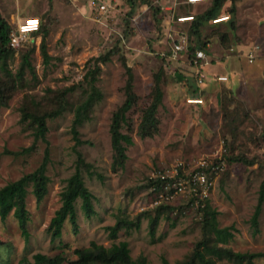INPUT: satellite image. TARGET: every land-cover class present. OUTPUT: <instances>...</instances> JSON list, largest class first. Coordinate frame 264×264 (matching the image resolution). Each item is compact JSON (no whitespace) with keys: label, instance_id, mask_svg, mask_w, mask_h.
Instances as JSON below:
<instances>
[{"label":"rangeland","instance_id":"obj_1","mask_svg":"<svg viewBox=\"0 0 264 264\" xmlns=\"http://www.w3.org/2000/svg\"><path fill=\"white\" fill-rule=\"evenodd\" d=\"M91 1L0 0V13L11 31L27 18H38L41 23L40 32L25 38L9 61L15 72L21 57L29 53L34 76L25 71L22 87L7 107L0 109V188L32 173L45 151L49 153L46 196L37 203L32 187L28 188L29 240H24L12 214L0 220V264H16L22 256L31 258L36 253H63V264H68L76 259L75 249L87 248L91 242L109 247L120 241L128 243L133 259L143 256L152 264L182 261L202 239V215L191 197L178 195L172 209L163 210L151 237L150 220L156 212L147 186L149 178L178 161L203 158L215 163L219 157L225 162L207 202L217 214L219 228L232 227L234 235L221 247L264 254V202L258 231L254 233L250 224L260 191H264V0H236L232 22L217 26L204 23L199 40L190 36V21L177 24L174 20L203 14L208 8L205 3L188 6L184 0H150L159 9L154 16L152 9L138 0H94L96 5H108L104 13ZM231 8L232 4H224L221 16ZM44 33L47 63L40 51ZM181 33L189 35L190 47L205 44L207 49L209 63L204 70L208 76L202 90L196 88L194 69L189 66L190 48L178 60L168 59L172 38ZM253 45L260 51L249 63L243 54ZM110 51L115 53L99 64L96 86L102 98L88 114L81 115L76 129L82 144L76 145L71 125L75 108L88 92L84 75L95 58ZM123 60L133 74L134 103L120 132L133 143L125 146L124 164L119 166L111 147L110 126L114 112L125 100ZM161 70L163 99L156 115L158 131L140 137L138 125L151 102L154 77ZM222 75L227 77L224 82L216 78ZM70 87L74 90L63 93L61 115L46 121L45 140H35L33 125L24 113L42 115L58 109L60 93ZM190 97H200L203 104L190 105ZM77 151L95 173L89 176L83 170L81 174L93 195L96 214L86 218L77 200L76 233L66 221L61 237L52 241L46 228L61 205L60 192L66 179L75 171ZM230 155H245L257 163L230 164ZM117 214L130 219L142 215L140 229L121 230L117 239L111 240L107 227L115 224ZM253 263L264 264V257Z\"/></svg>","mask_w":264,"mask_h":264},{"label":"trees","instance_id":"obj_2","mask_svg":"<svg viewBox=\"0 0 264 264\" xmlns=\"http://www.w3.org/2000/svg\"><path fill=\"white\" fill-rule=\"evenodd\" d=\"M135 1L136 0H134V2ZM138 1L141 5L148 6L150 9H152L154 16L158 15L159 9L153 7V4L150 0ZM235 1L236 0H206L205 5H208L206 11L201 15L195 14L193 16L194 20L190 22V36H195L197 40H199V30L201 26L204 23H211L212 19L221 17L224 12L222 7L227 3H229L230 5L232 4L231 10L227 11L226 13V15H228L229 17V20H231L232 22L235 17V7H233ZM184 4L193 6L188 4L186 0H184ZM10 32V25L0 13V109L3 107H7L9 101L12 99L16 91L22 87L24 83L25 71H28L34 76L33 67L29 60V53H25L21 57L20 65L17 71L13 72L11 70L9 61L13 58L17 49H13L9 45ZM39 32L40 28L37 33L31 35H36ZM46 35L47 33H44L42 35L40 46V51L44 59V63H47L49 59V55L47 53L45 45ZM186 36L189 40V35ZM204 45L205 44H199L197 46L196 44H194L193 47H191L189 50V60H193L195 58V51L197 49H202L207 52V49ZM114 53L115 51H110V53L106 54L105 56L95 58L93 66H91V68H89L84 75V81L88 86V92H86V97L84 98V100L75 108L74 119L71 125V133L76 145L82 144V141H80L78 138V132L76 129L77 125H79V123L81 122V115L83 113L88 114L93 109L94 104L100 101L102 98V93L96 86L101 70L99 64L107 62L109 56ZM122 65L124 66L127 74V81L124 87L125 100L122 105L116 110V112H114L110 126L111 147L115 153V160L117 161V164H119V166H122L124 164V159L126 157L125 146L132 145L133 143L130 136L124 135L120 132L122 125H126V114L134 103L133 74L131 68L126 65L124 60L122 61ZM162 73L163 71L161 70L154 77L151 91V102L145 109L141 121L138 125V134L140 135V137L152 136L158 131V118L156 115L158 107L162 104L163 99V92L159 84ZM202 88H204V83L197 89L202 90ZM73 90L74 87L62 90L58 101V103H60V107L56 110L46 112L42 115L29 114L27 112L24 113V118H29L31 124L33 125V136L35 140H45V135L47 132V119H52L61 115V112L64 110L63 105L65 103L63 93ZM222 159L224 161V158ZM227 161L230 164L240 162L248 166L257 163L255 158H248L245 155H230ZM48 163L49 153L48 150H46L41 164L32 173L24 175L18 180L7 183L0 188V220L4 221L9 214H12L25 241L29 240V232L27 230L29 213L26 209L28 188L29 186L32 187L31 192L34 195L37 203L41 202L44 199L48 192L47 185L49 183V179L46 176V168ZM83 170H85L89 176L95 174L92 171V165L86 163L82 154L77 151L75 171L70 177L66 179L65 186L60 192L61 205L54 212V215L50 219L49 224L46 228V232L50 235L52 241L61 237L62 229L66 221L71 224L74 233H76L78 229L75 206L77 200H80V207L86 218H90L96 214L93 206V195L85 186L82 178L81 173ZM97 177L101 179L100 175H97ZM159 183H161L159 179L151 177L149 178L147 186L151 198L152 195H154V192L150 190L151 186L157 184L156 189H158L160 188ZM174 199L167 204L152 207L154 208L156 214L150 220L149 232L151 237L154 236L159 218L161 214L163 215V210H171L172 202L174 201ZM190 201L192 204L196 205V197H191ZM263 202L264 191L261 190L258 198V203L255 207L250 223L252 229L254 230V233L258 231V217L261 213ZM201 204L202 202H200V205H198V211L202 215V239L196 244L193 253L189 257L182 261H178L175 264H219L218 262L222 261L234 262L237 264H254L253 260L259 257H264V254L262 253H239L221 247L227 245L233 239V228H219L216 218V212L210 207L207 201L203 203V207L201 206ZM141 218L142 215H139L134 219H130L125 215L117 214L115 224L111 227H107L111 240H116L118 237V233L121 230H124L125 232H129L130 230H139ZM73 254L76 256V259L69 261L68 264H152L148 262L147 259L143 256L133 259L130 255V249L126 241L112 243L109 247H104L103 245L91 242L89 247L75 249ZM63 262V253L55 254L53 256L36 253L32 255L31 258L22 256L16 262V264H63ZM162 264H168V262L166 260H163Z\"/></svg>","mask_w":264,"mask_h":264},{"label":"built area","instance_id":"obj_3","mask_svg":"<svg viewBox=\"0 0 264 264\" xmlns=\"http://www.w3.org/2000/svg\"><path fill=\"white\" fill-rule=\"evenodd\" d=\"M186 2L195 6L206 3V0H186ZM91 5H96L94 0L91 1ZM107 8L108 5L104 3H98L96 5V9L100 13L106 12ZM193 16L194 15L175 17L174 21H177V24H184L186 22L193 21ZM220 20L222 21L218 22ZM228 20V15H224L217 19H212L211 25L217 26L219 24L226 23ZM39 28L40 20L38 18H27L25 20H21L17 23L13 31L10 32V47L17 49L25 38L29 37L31 34L37 33ZM189 48L191 47L187 36L182 33L179 34L177 38H172L168 59L178 60L179 56L182 53H186ZM231 51H233V49H231ZM259 51V46L253 45L246 53L243 54V56L249 63H251ZM208 63L205 51L202 49H197L195 51V58L193 60H189V66L194 69V82L196 88L202 86L207 80V74L204 67L207 66ZM216 78L220 82L227 80V77L225 76H217ZM187 102L193 106H200L203 104V100L200 97L187 98ZM223 164L224 161L222 157H219L218 161L215 163H211L207 161V159L203 158L189 163L178 161L169 168L167 167L158 171L156 175L153 174L151 178L159 179L161 183H159L160 188L158 189H156L157 184H154L150 188V190L154 192V195H152L151 198L152 207L167 204L178 195L196 197V205L198 206L200 205V202H202L201 206L203 207V203H205L210 196L214 179L216 180V176L222 171Z\"/></svg>","mask_w":264,"mask_h":264},{"label":"bare ground","instance_id":"obj_4","mask_svg":"<svg viewBox=\"0 0 264 264\" xmlns=\"http://www.w3.org/2000/svg\"><path fill=\"white\" fill-rule=\"evenodd\" d=\"M187 20V19H186ZM222 20L218 21V22H221Z\"/></svg>","mask_w":264,"mask_h":264}]
</instances>
